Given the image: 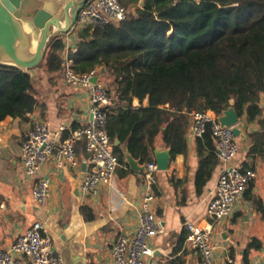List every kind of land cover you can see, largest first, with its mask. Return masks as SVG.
<instances>
[{"label": "trees", "instance_id": "obj_1", "mask_svg": "<svg viewBox=\"0 0 264 264\" xmlns=\"http://www.w3.org/2000/svg\"><path fill=\"white\" fill-rule=\"evenodd\" d=\"M121 1L129 7L126 18L82 28L77 49L70 52L79 72L119 68L120 92L110 109L108 130L121 164L128 166L124 144L140 162L152 161L160 135L172 158L187 154L193 111L222 114L233 105L248 121L259 117L264 126L259 104L264 92V0ZM65 49L64 38L55 36L38 67L62 69ZM134 97L141 102L148 98L149 104L136 107ZM38 104L33 74L0 64V121L8 115L28 120ZM259 150L263 148L254 144L250 156ZM197 153L195 185L201 194L219 163L211 124L197 136ZM243 166L251 167L249 162ZM172 180L179 188L182 180ZM183 192L182 201L187 190ZM255 204L264 211L260 198ZM82 210L88 219L95 217L90 206ZM260 245L254 239L248 249Z\"/></svg>", "mask_w": 264, "mask_h": 264}, {"label": "crops", "instance_id": "obj_2", "mask_svg": "<svg viewBox=\"0 0 264 264\" xmlns=\"http://www.w3.org/2000/svg\"><path fill=\"white\" fill-rule=\"evenodd\" d=\"M75 0H58L62 6ZM82 0H76L68 8L70 23L75 19ZM45 4L44 0H31L23 4L18 15L24 20L32 19L35 7ZM135 10V6H133ZM17 15V14H16ZM62 25H66L65 17ZM64 38L65 33H58ZM57 36V35H56ZM53 39V38H52ZM75 38H71L74 43ZM66 51V50H65ZM34 86L39 104L29 113L28 120L8 115L0 121V245L10 248L18 235L25 232L35 221L44 222L52 236L55 252L61 254L65 264H116L111 256L114 242L121 233L134 232L140 221V207L146 189L144 170H135L121 164L111 186H102L97 196L82 192L81 183L86 173L83 162L89 154L82 143L76 147L79 158L77 167L66 166L58 169L54 159L47 162L37 177L28 176L21 160V148L27 129L36 121L48 117L53 128L66 124L76 128L91 119L90 88L69 83L62 69L47 71L37 67ZM119 68L107 66L102 70V78L111 94L112 107H116L120 92ZM148 105L133 98V105ZM264 118V92L259 102ZM193 119L188 133V152L171 158L168 169L155 172V210L163 226V231L150 239L152 254L147 256L148 264H202L199 252L188 240L187 219L203 225H212L213 240L217 245L215 256L220 264H264V211L255 204L260 198L264 204V126L259 117L248 121L246 114L240 116L237 136L239 152L228 162L219 163L212 178L201 194H197L195 177L199 166L197 136L192 132ZM253 134V136H252ZM68 135V132L65 133ZM263 150L250 156L253 145ZM126 159L127 146L123 145ZM168 150L161 135L158 136L153 160L157 152ZM135 158V157H134ZM138 160L140 166H144ZM249 162L256 175L250 181L242 197L236 203L232 215L212 218L207 207L215 193L217 181L223 168ZM147 163V162H146ZM38 177L50 180V196L45 206H40L33 197V188ZM182 182L176 188L174 181ZM187 190L185 200L183 191ZM88 205L95 213L88 219L82 207ZM261 245L248 246L252 240Z\"/></svg>", "mask_w": 264, "mask_h": 264}, {"label": "built area", "instance_id": "obj_3", "mask_svg": "<svg viewBox=\"0 0 264 264\" xmlns=\"http://www.w3.org/2000/svg\"><path fill=\"white\" fill-rule=\"evenodd\" d=\"M144 1L139 0V4ZM127 13L128 9L121 0H86L78 9L75 19L65 32L67 43L63 71L69 83L90 88L91 119L87 124L76 128H70L64 123L53 128L51 120L44 117L30 126L21 148V160L28 176L37 177L51 159L55 160L58 169L77 167L79 158L76 144L84 141L89 157L81 183L82 192L93 197L98 195L102 186L113 185L121 162L114 151V142L108 130L112 98L102 78L104 67L79 72L74 68L70 52L77 49L78 33L82 28L120 21L126 18ZM71 38H75L74 43L70 41ZM220 115L210 109L193 111L192 132L195 136H202L207 125L211 124L218 158L222 162H228L238 154L239 143L233 126L223 124ZM144 166L146 189L140 207L139 225L134 232L121 233L114 242L111 256L116 264H148L146 258L152 254L150 239L163 231L155 210V172L158 170V163L152 160ZM255 175L254 169L242 164L223 168L215 193L208 203V214L215 219L232 215L236 203ZM49 196L50 180L38 177L33 188L34 199L40 206H45ZM185 226L188 229L187 238L199 252L202 264H220L215 256L217 245L212 237V225L187 219ZM0 264H65V259L55 252L52 236L44 222L38 220L18 235L10 248L0 245ZM230 264H234L233 259H230Z\"/></svg>", "mask_w": 264, "mask_h": 264}, {"label": "water", "instance_id": "obj_4", "mask_svg": "<svg viewBox=\"0 0 264 264\" xmlns=\"http://www.w3.org/2000/svg\"><path fill=\"white\" fill-rule=\"evenodd\" d=\"M45 4L35 7L31 20H24L16 15L15 11L23 4H30L31 0H0V64L16 65L25 72L35 73L36 68L45 57L47 47L58 33H65L70 27V19L67 16L69 6H62L58 0H44ZM82 0L79 3H83ZM65 17L66 25H62ZM96 80V77H94ZM232 103L234 100L231 101ZM240 114L231 105L220 115L223 124L233 126L238 136L241 129L238 126ZM120 141L116 139V144ZM172 154L168 150L157 152L158 169H168ZM127 160L135 170H144L138 160L132 154H127ZM83 170H87L88 163L82 164Z\"/></svg>", "mask_w": 264, "mask_h": 264}, {"label": "rangeland", "instance_id": "obj_5", "mask_svg": "<svg viewBox=\"0 0 264 264\" xmlns=\"http://www.w3.org/2000/svg\"><path fill=\"white\" fill-rule=\"evenodd\" d=\"M127 7H128V6H127ZM128 9H129V7H128ZM15 13H16L17 15H24V13H23L22 11H20V9L16 10Z\"/></svg>", "mask_w": 264, "mask_h": 264}]
</instances>
